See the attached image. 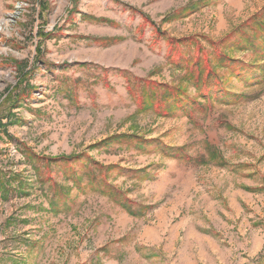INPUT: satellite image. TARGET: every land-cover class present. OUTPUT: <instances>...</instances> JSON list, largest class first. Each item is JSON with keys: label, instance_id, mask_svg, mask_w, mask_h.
Listing matches in <instances>:
<instances>
[{"label": "rangeland", "instance_id": "obj_1", "mask_svg": "<svg viewBox=\"0 0 264 264\" xmlns=\"http://www.w3.org/2000/svg\"><path fill=\"white\" fill-rule=\"evenodd\" d=\"M0 264H264V0H0Z\"/></svg>", "mask_w": 264, "mask_h": 264}]
</instances>
